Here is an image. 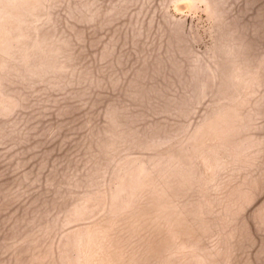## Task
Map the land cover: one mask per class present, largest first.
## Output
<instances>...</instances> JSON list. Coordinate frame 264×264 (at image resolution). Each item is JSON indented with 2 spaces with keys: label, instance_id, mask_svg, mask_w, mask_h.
<instances>
[{
  "label": "rangeland",
  "instance_id": "1",
  "mask_svg": "<svg viewBox=\"0 0 264 264\" xmlns=\"http://www.w3.org/2000/svg\"><path fill=\"white\" fill-rule=\"evenodd\" d=\"M0 264H264V0H0Z\"/></svg>",
  "mask_w": 264,
  "mask_h": 264
}]
</instances>
